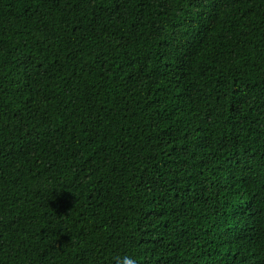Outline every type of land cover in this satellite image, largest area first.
Masks as SVG:
<instances>
[{
  "label": "trees",
  "instance_id": "obj_1",
  "mask_svg": "<svg viewBox=\"0 0 264 264\" xmlns=\"http://www.w3.org/2000/svg\"><path fill=\"white\" fill-rule=\"evenodd\" d=\"M264 264V0H0V264Z\"/></svg>",
  "mask_w": 264,
  "mask_h": 264
},
{
  "label": "clouds",
  "instance_id": "obj_2",
  "mask_svg": "<svg viewBox=\"0 0 264 264\" xmlns=\"http://www.w3.org/2000/svg\"><path fill=\"white\" fill-rule=\"evenodd\" d=\"M117 264H136V260L132 256L124 255L118 259Z\"/></svg>",
  "mask_w": 264,
  "mask_h": 264
}]
</instances>
